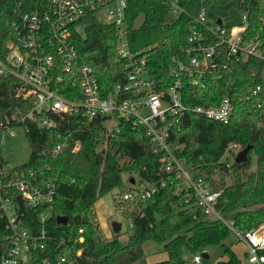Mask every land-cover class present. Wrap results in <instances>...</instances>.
<instances>
[{"label": "trees", "instance_id": "16d2710c", "mask_svg": "<svg viewBox=\"0 0 264 264\" xmlns=\"http://www.w3.org/2000/svg\"><path fill=\"white\" fill-rule=\"evenodd\" d=\"M230 0H200L206 9L221 6ZM186 0H179L183 7ZM10 2L0 0V30L7 29L4 21L10 15ZM238 8H245L250 22L264 11V0H237ZM210 13V12H209ZM141 15L140 23L136 18ZM126 18L131 47L142 49L146 70L159 88L172 80L174 58H182L187 37L196 25L183 10L173 17L165 0H128ZM81 31L72 33L77 63L89 65L94 72L102 93L122 79V71L115 62V29L99 22L92 14L82 21ZM1 40V37H0ZM248 63L235 62L231 72L219 80L204 79L203 87L194 86L189 79H182V100L188 106L215 104L223 95H235L254 83ZM15 81L0 74V118L7 111L26 110L24 101L14 95ZM25 131L29 154L27 161L18 168L31 170L39 180L54 184L51 216L46 228L55 236H77L81 229L83 251L79 264H185L182 252L191 256L206 246L218 244L221 258L217 264H241L223 240L230 233L219 220H208L194 203L189 189L178 190V180L165 177L166 183L133 207L128 218L131 226L124 241L116 234L109 239L102 237L95 216L93 203L103 194L118 189L113 201L117 206L118 195L132 177L149 181L157 179L161 154H154L141 126L120 121L117 130L105 133L101 118L85 120L68 115L58 120L50 132L39 128L34 121H26ZM77 142L76 149H73ZM169 143L178 158L191 174L203 173L217 192L215 205L222 216L232 222L236 230H246L264 223V114L260 109L250 111L236 102L230 121L222 124L186 112L169 131ZM250 146L254 154V168L250 159L243 163L221 161L228 144ZM63 144L57 152L50 150ZM247 152V153H248ZM220 172L218 178L211 171ZM123 174L126 180H123ZM231 176L226 182L225 176ZM171 180V181H170ZM26 225L39 229L34 211L25 210ZM57 216H64L65 223H58ZM4 233L0 220V235ZM152 240L161 244L165 258L145 261L142 243ZM42 256L40 250L35 251ZM264 254V249H263Z\"/></svg>", "mask_w": 264, "mask_h": 264}, {"label": "built area", "instance_id": "2783aa9c", "mask_svg": "<svg viewBox=\"0 0 264 264\" xmlns=\"http://www.w3.org/2000/svg\"><path fill=\"white\" fill-rule=\"evenodd\" d=\"M10 2L7 27L0 30V74L15 81L14 95L26 103L27 109L9 112V119L0 118V130L20 125L27 130L26 121H34L47 132L59 119L77 115L85 120L101 118L115 121L105 133L117 130L120 121L141 126L154 154H161L157 179L149 181L132 177L118 195L117 209L127 217L158 187L165 177L178 180V190L189 189L194 203L208 220H219L244 247L241 264H264V223L246 230H236L216 208L217 192L203 173L191 174L183 160L177 157L169 143V131L186 112L226 124L234 114L236 102L243 108L260 109L264 114V11L250 22L248 12L241 8V21L236 26L221 20L200 5L196 25L187 37L182 58H174L171 82L159 88L151 80L142 49H133L128 37L126 18L128 0H6ZM169 16L183 10L179 0H165ZM92 14L99 22L115 29V62L122 79L107 93H102L91 67L77 63L72 33L81 31V22ZM245 61L254 83L235 95H223L215 104L188 106L182 100V79L203 87L204 79L219 80L231 72L235 62ZM10 135L13 132H9ZM2 143V140H0ZM63 144L54 146L57 152ZM77 142L72 148L76 149ZM240 148L231 143L220 160L228 166ZM229 155L230 162L227 160ZM223 158V159H221ZM171 181V180H170ZM54 184L41 181L29 169L11 166L0 155V220L4 233L0 235V264H79L83 241L77 236H55L46 228L51 216ZM19 196L20 204L16 199ZM125 205L131 206L127 211ZM34 211L38 230L26 225L25 210ZM129 220V218H128ZM131 223L129 220L128 227ZM40 250L42 256L35 251ZM192 263L200 261L191 256Z\"/></svg>", "mask_w": 264, "mask_h": 264}, {"label": "rangeland", "instance_id": "374dc122", "mask_svg": "<svg viewBox=\"0 0 264 264\" xmlns=\"http://www.w3.org/2000/svg\"><path fill=\"white\" fill-rule=\"evenodd\" d=\"M199 10L200 0H186L183 5V11L193 18L198 17ZM208 11L216 18H219L222 24L225 25L236 26L241 21L242 12L238 8L237 0H230L228 3L221 6H210L208 7ZM140 21L141 15L136 18L135 23L138 24ZM114 125L115 121L111 120H106L104 123V127L108 130H110ZM9 132H13V134L10 135ZM0 140H2V143H0V155L8 162L9 165H20L27 161L29 144L26 133L20 125H11L8 129H1ZM237 147L240 149L243 148L239 144ZM226 157H228L227 160L230 162L231 157L226 155L223 158ZM247 159H250L249 168L253 169L255 157L251 151L247 153ZM122 176L123 180H126V175L123 174ZM204 176H206V174H204ZM210 176L216 179L220 176V172L217 169H213ZM135 179L138 178L135 177ZM225 181L227 183L230 182L231 176L226 175ZM117 191L118 189H113L100 196L93 203L92 209L95 214V216H93V220L98 223V229L103 238L109 239L116 234L118 240L124 241L129 232V220L126 212H121L117 209L118 205L116 206L114 204L113 198L116 196ZM130 208L131 206L125 205V209L127 211ZM113 221L120 224L119 230L116 232H114L111 228V222ZM223 243L230 247L236 258L241 263H244V247L236 240L232 233L228 234V236L223 240ZM142 250L143 257H145L144 259L147 262L158 261L165 258L164 252L161 251V244L152 240L144 241L142 243ZM196 255L199 256L200 261L199 263H192L190 260L191 254L184 250L182 252V258L184 259L185 264H217L218 260L224 259V257L221 258V249L218 244L208 245L202 251L197 252Z\"/></svg>", "mask_w": 264, "mask_h": 264}, {"label": "water", "instance_id": "95a60500", "mask_svg": "<svg viewBox=\"0 0 264 264\" xmlns=\"http://www.w3.org/2000/svg\"><path fill=\"white\" fill-rule=\"evenodd\" d=\"M217 22H219V18H217ZM4 115L7 119H9V112H6ZM249 149H250V146L247 145V146H244L243 148H241L240 150H238V152L235 154V156L233 158V162L234 163H243V162L247 161V152ZM129 182L132 183L131 178H130ZM16 199L18 201V204H20L19 196H16ZM56 221L58 223H65V217L64 216H57ZM119 227H120V224L118 222H115V221L111 222V228L114 232L118 231Z\"/></svg>", "mask_w": 264, "mask_h": 264}, {"label": "crops", "instance_id": "0c3cea01", "mask_svg": "<svg viewBox=\"0 0 264 264\" xmlns=\"http://www.w3.org/2000/svg\"><path fill=\"white\" fill-rule=\"evenodd\" d=\"M145 258V257H144ZM199 263V262H198Z\"/></svg>", "mask_w": 264, "mask_h": 264}]
</instances>
